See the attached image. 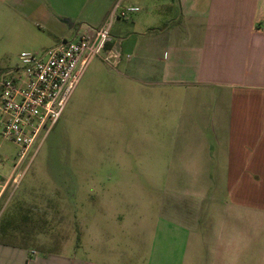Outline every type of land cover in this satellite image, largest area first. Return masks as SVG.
<instances>
[{
	"label": "crops",
	"instance_id": "crops-1",
	"mask_svg": "<svg viewBox=\"0 0 264 264\" xmlns=\"http://www.w3.org/2000/svg\"><path fill=\"white\" fill-rule=\"evenodd\" d=\"M116 5L139 10L113 19L100 59L117 50L122 95L175 111L159 138L171 150L136 172L171 181L133 201L101 187L106 225H75L63 252L0 239V264H264V0H0V62L44 31L51 47L98 28Z\"/></svg>",
	"mask_w": 264,
	"mask_h": 264
},
{
	"label": "rangeland",
	"instance_id": "rangeland-1",
	"mask_svg": "<svg viewBox=\"0 0 264 264\" xmlns=\"http://www.w3.org/2000/svg\"><path fill=\"white\" fill-rule=\"evenodd\" d=\"M50 32L11 47L1 67L18 66L22 51L48 48L54 42ZM103 55L86 68L78 86L80 90L86 81V91L76 92L81 94L79 101L74 104L72 96L51 131L40 144L37 140L32 145L26 158L17 164L18 147L0 137V178L18 179L8 183L0 198V233L8 234L0 239L44 251H67L78 237L75 225L84 220L87 225L107 224L101 220L111 206L107 195L101 197V187L119 192L122 201H133L138 194L147 199L153 183L171 181L170 175L136 172L152 165L149 155L164 157L171 150V143L159 138L177 131L175 125L164 127L165 115L175 111L164 110L163 103L153 101L145 91L122 95L113 77L115 68L101 61Z\"/></svg>",
	"mask_w": 264,
	"mask_h": 264
},
{
	"label": "built area",
	"instance_id": "built-area-1",
	"mask_svg": "<svg viewBox=\"0 0 264 264\" xmlns=\"http://www.w3.org/2000/svg\"><path fill=\"white\" fill-rule=\"evenodd\" d=\"M116 8L98 28L88 27L73 39L40 52H20L19 65L0 74V137L18 147L17 164L51 131L89 63L112 45L113 19H125L138 11L137 7L118 12ZM119 57V52L110 48L105 61L114 67ZM11 181L16 182L14 178ZM8 183L9 179L0 181V193Z\"/></svg>",
	"mask_w": 264,
	"mask_h": 264
}]
</instances>
